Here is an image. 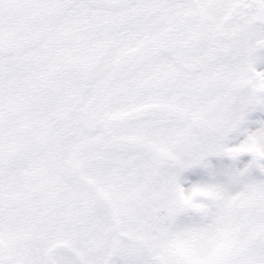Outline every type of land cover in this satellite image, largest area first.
Here are the masks:
<instances>
[{
	"label": "snow or ice",
	"instance_id": "snow-or-ice-1",
	"mask_svg": "<svg viewBox=\"0 0 264 264\" xmlns=\"http://www.w3.org/2000/svg\"><path fill=\"white\" fill-rule=\"evenodd\" d=\"M0 264H264V0H0Z\"/></svg>",
	"mask_w": 264,
	"mask_h": 264
}]
</instances>
